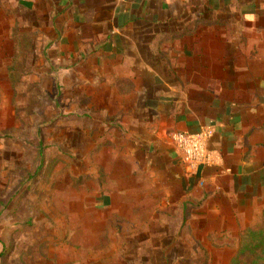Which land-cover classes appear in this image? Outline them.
<instances>
[{
  "label": "crops",
  "instance_id": "1",
  "mask_svg": "<svg viewBox=\"0 0 264 264\" xmlns=\"http://www.w3.org/2000/svg\"><path fill=\"white\" fill-rule=\"evenodd\" d=\"M5 19L15 52L21 35L39 34L49 48L92 52L131 162L192 219L245 228L248 211L264 212V0H0ZM206 128L216 164L191 170L172 136Z\"/></svg>",
  "mask_w": 264,
  "mask_h": 264
},
{
  "label": "rangeland",
  "instance_id": "2",
  "mask_svg": "<svg viewBox=\"0 0 264 264\" xmlns=\"http://www.w3.org/2000/svg\"><path fill=\"white\" fill-rule=\"evenodd\" d=\"M9 38L0 36V264H230L247 227L192 219L191 205L152 185L145 162H131L92 52L30 35L19 61L20 38ZM248 216V227L264 222V212Z\"/></svg>",
  "mask_w": 264,
  "mask_h": 264
},
{
  "label": "trees",
  "instance_id": "3",
  "mask_svg": "<svg viewBox=\"0 0 264 264\" xmlns=\"http://www.w3.org/2000/svg\"><path fill=\"white\" fill-rule=\"evenodd\" d=\"M26 40H20L19 42V49L16 52L19 61L26 59L25 53L20 58L22 52L31 50V46L27 47L25 45ZM11 67H9V76L12 84H16L18 80L12 78L14 71ZM230 264H264V222L241 230L238 249Z\"/></svg>",
  "mask_w": 264,
  "mask_h": 264
},
{
  "label": "built area",
  "instance_id": "4",
  "mask_svg": "<svg viewBox=\"0 0 264 264\" xmlns=\"http://www.w3.org/2000/svg\"><path fill=\"white\" fill-rule=\"evenodd\" d=\"M212 134L213 131L209 128L200 132L177 131L173 134V140L181 153V158L191 170L216 164L217 157L209 148Z\"/></svg>",
  "mask_w": 264,
  "mask_h": 264
}]
</instances>
